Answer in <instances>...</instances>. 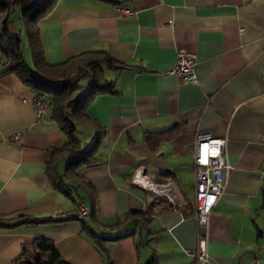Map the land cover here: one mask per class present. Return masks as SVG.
Listing matches in <instances>:
<instances>
[{"label": "crops", "instance_id": "0c3cea01", "mask_svg": "<svg viewBox=\"0 0 264 264\" xmlns=\"http://www.w3.org/2000/svg\"><path fill=\"white\" fill-rule=\"evenodd\" d=\"M39 27L51 64L90 50L122 67H103L112 89L87 109L104 131L99 163L82 168L78 183L63 178L62 190L47 164L68 137L51 111H35L31 88L1 74L0 53V217L62 219L0 231V264L36 258L27 246L38 238L71 264H192L195 139L204 133L227 139L232 166L202 230L209 264H264V0H57ZM9 30L30 52L16 9ZM181 49L196 54L198 83L167 74ZM78 128L92 130L79 139L93 144V127ZM146 181L173 183L174 202Z\"/></svg>", "mask_w": 264, "mask_h": 264}, {"label": "trees", "instance_id": "16d2710c", "mask_svg": "<svg viewBox=\"0 0 264 264\" xmlns=\"http://www.w3.org/2000/svg\"><path fill=\"white\" fill-rule=\"evenodd\" d=\"M56 1L0 0V53L4 66L1 74L17 75L37 97L48 98L51 104L49 110L51 118L58 122L68 137L63 145L51 150L47 164V173L53 185L63 190V186H66L63 178L78 183L82 179V168L99 163L97 152L104 131L97 127L87 109L95 95L112 89L111 83L105 80L103 67L121 68L122 65L105 51L90 50L70 56L63 63H49L39 21ZM15 9L26 28L33 67L26 60L23 33L21 31L11 33L9 30L10 15ZM79 126L93 127L96 132V139L88 148H84L83 143L75 135ZM152 139L151 136H147L149 143ZM62 162H65L63 174L59 171ZM139 213L132 211L131 214ZM61 220L52 217L40 219L28 213H18L12 217H0V231H12L23 226H37ZM27 247L37 253L36 258L23 256L13 264H71L49 239L38 238ZM27 247L25 246V251Z\"/></svg>", "mask_w": 264, "mask_h": 264}, {"label": "built area", "instance_id": "2783aa9c", "mask_svg": "<svg viewBox=\"0 0 264 264\" xmlns=\"http://www.w3.org/2000/svg\"><path fill=\"white\" fill-rule=\"evenodd\" d=\"M118 12L122 15L133 16L132 9L119 7ZM169 75H177L191 83H198L196 72V54L185 49L178 51L177 60L174 66L167 72ZM50 100L46 97H37L34 102L35 111L39 115H45L50 110ZM227 139L224 137H212L210 134H198L195 139V167H196V196L194 202L195 219L198 231L197 246L194 250H186L193 259L192 264H209L208 238L202 230L208 227L210 215L219 197L223 193L227 176L232 166L229 163L225 146ZM155 192L166 196L174 202L173 183L153 184L146 181ZM89 214V209L81 203L76 217L84 219ZM252 264H260L255 258Z\"/></svg>", "mask_w": 264, "mask_h": 264}, {"label": "rangeland", "instance_id": "374dc122", "mask_svg": "<svg viewBox=\"0 0 264 264\" xmlns=\"http://www.w3.org/2000/svg\"><path fill=\"white\" fill-rule=\"evenodd\" d=\"M33 1L40 2L42 0H33ZM30 54H31V52H29L28 48H26V60H27L28 64L33 67L32 56ZM88 133H92V130L88 129V128H78L75 135L78 138H80L82 141L83 140L87 141L88 135H89ZM90 145H92V143L90 141H88V143L85 144L84 148H88Z\"/></svg>", "mask_w": 264, "mask_h": 264}]
</instances>
